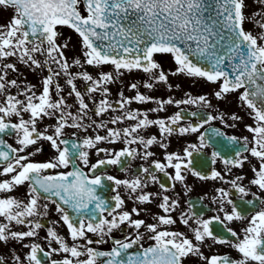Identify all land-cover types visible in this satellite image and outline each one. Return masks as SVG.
<instances>
[{"label": "snow or ice", "instance_id": "snow-or-ice-1", "mask_svg": "<svg viewBox=\"0 0 264 264\" xmlns=\"http://www.w3.org/2000/svg\"><path fill=\"white\" fill-rule=\"evenodd\" d=\"M264 4V0H259ZM83 4L87 15H82L80 6ZM243 0H0V7L11 8L14 16L6 26H0V60L9 57L17 59L33 69H47L49 75L43 79V88L40 95H36L31 87L19 93L26 96V101L17 99L15 95H8L3 104H0V134L7 133L9 130L17 135L19 149L11 148L0 140V146L7 149L0 150V165L2 171L0 176L11 175V179L0 182V193H9L16 186L28 182L30 186L31 198L27 203L8 197L0 198V217L8 223H0V242L14 240L22 242L25 238H32L37 235V229L43 227L39 222L29 220L30 217L41 215L38 211L39 193L47 194L48 198L56 197L60 203L56 204V211L60 213V219L66 225L70 239L73 244L69 246L65 239L57 234L52 228L47 230L49 238V251H44L39 244H25L29 248V253L25 260L28 264H45V260L50 259L52 254H67L59 261H51V264H184L190 256H196L204 264H264V210L256 212L249 221V226L244 228L243 238L240 239L237 232L227 227L233 221L245 218V213L250 207H255L252 200H245L249 195L245 187L240 186L237 181L242 179L237 177L231 181L232 188L240 194V205H234L231 213H225L223 219L219 216L210 219H196V227L192 229V239L187 238L183 233L177 231H161L160 226H171L176 220L170 215L178 205L175 201H169L168 196L162 197V202L158 205L165 215L155 216L156 223L147 224L142 219H133V215L139 216L137 208H132L131 213L123 211L124 199L117 192L112 200L114 206H109L107 200L97 194L98 189L105 187L104 181H109L117 187L123 186L131 194L129 200L138 190L146 187V183L141 177L131 180H118L111 175H96L97 170L103 169L108 165L120 166L121 170L128 162V158L135 159L140 155L147 160L153 156L147 149L153 144L159 143L161 148L167 145L158 141L155 136L145 139L143 136L134 135L139 129H146L150 126H158L161 136L165 138L171 136L175 131L183 135L189 132L195 133L204 124L213 119H220L223 116L214 117L208 115L203 119V123L198 126L188 125L175 129L172 125H177L181 120V113H176L170 118L171 123L167 124L164 120H150L146 114L138 111H128L122 116H115L109 121L99 123L93 121L96 129L105 130L106 135L96 134L94 138H85L82 143L73 140L70 149L67 147L69 141L61 139L66 127L82 129L87 131L92 125L85 126L81 118L87 115L88 105L84 102L80 91L76 90L75 79L81 78L90 86L86 88L89 96L97 92L101 85H107L114 81L112 73H101L99 79H94L86 72L73 74L69 69L73 66L83 67V64L100 67L112 65L115 76L123 75V71L131 72L139 70L149 75L151 83L146 82L144 87L151 90L154 84L167 83V76L160 69V65L153 59L154 54L170 53L177 65L175 72L171 75L184 74L188 77L204 78L209 83L220 84L219 90L214 93L217 100L223 99L225 95L243 89L239 95L240 102L251 110V117L255 126H246V130L252 134V140L245 143L240 149L236 150L237 159H226L224 163L232 167H241L247 157L240 159L243 152L247 151L250 155L260 162L259 170L253 168L255 178L250 181L253 186H257L264 191V22L254 21L259 27L260 32L253 35L243 29L245 16L243 15ZM212 13H215L213 18ZM264 17V13L260 14ZM211 21V23H209ZM219 24L222 29L231 33V43L228 46L230 55L227 57V67L231 71L225 70L221 65L224 64L226 57L215 54L214 38L222 33L215 29ZM58 26H67L73 29L80 37L83 49V64L79 59H75L72 64L67 61L62 49H67L68 43L62 45L57 43L59 36L56 30ZM112 30V31H110ZM123 39L115 42V37ZM142 37H147L144 47L138 45L145 44ZM210 37L213 40L210 42ZM111 38V39H110ZM107 42V44L105 43ZM179 44L184 45L182 48ZM131 45V46H129ZM194 45V47H193ZM44 56L43 62L36 59V55ZM207 62L208 67L198 66L191 57ZM233 60L237 62H233ZM55 65L53 69L51 65ZM17 71L12 63L0 66V96H3L9 87H18L16 80L7 81L8 70ZM123 70V71H122ZM158 71V75L155 74ZM63 75L66 84L70 86L69 95H75L79 112L73 115L65 100L61 97L53 102L50 96V86L53 85L54 78ZM136 84L130 85L131 89H137ZM169 88L171 86L169 85ZM55 90L59 94L62 89L59 84H55ZM28 93H31L30 95ZM106 87L102 90V95H107ZM121 100L116 103L120 109L133 100L139 103H146L150 97L137 92L133 98H124L120 93ZM34 101H39L38 103ZM160 104L159 109L163 110V104H172L173 100L155 101ZM178 104H202L204 107H211L210 101L206 96L176 101ZM112 108L107 100H101L95 108V115L100 117L103 113ZM59 113L57 125L52 134H47L48 129L43 132L37 130V123L44 117H51L54 113ZM22 113H28L30 118L23 119ZM191 115H196L195 113ZM19 117V121L14 124L5 123L4 118ZM139 116L144 118L138 119ZM136 121L132 127L116 130L108 128L109 123L115 125L123 120ZM230 119L233 121L241 119L233 114ZM226 127H235L225 125ZM223 133L213 129L211 138L223 137ZM38 140L50 142L52 148L57 152L54 161L47 163L29 162V155H20L29 146L35 145ZM229 143H238L237 138L227 137ZM117 141L125 145L139 144L144 148L143 153H137L135 148L124 147L120 151L110 152L105 148H100V143L114 144ZM199 148L196 145H188L184 149L183 156L178 154H166V163L153 161L151 168H142L141 171L148 180L159 183L156 175L152 171L162 172L168 179L183 183L185 176L182 170L190 172L193 176L201 180L223 179L218 172L213 171L211 176L201 175L194 170L192 159L194 153L199 149L207 147L204 135L201 134ZM251 143V148L248 144ZM65 145V147H61ZM95 149L97 156L107 153L110 158L97 159L91 164L89 173H85L80 167L76 166L75 161L89 166V153L84 149ZM37 152L40 149L36 150ZM217 152L212 153L213 162L218 157ZM186 161V162H185ZM72 164V171L58 173L55 176L41 175L46 169L68 168ZM166 168L174 169V175L170 176ZM231 169L229 168V171ZM162 189L167 190L163 184ZM116 192V188L112 189ZM222 197H228L227 191L219 190ZM151 195L143 193L135 196V200L140 204L151 203ZM258 199V198H257ZM224 200H221L223 205ZM227 203L233 204L232 200ZM66 206L76 214V219H72L65 210ZM91 206V207H90ZM220 211L224 209L221 206ZM107 213V219L104 213ZM99 213V216L97 214ZM44 215L47 214V205H44ZM85 216L88 220H85ZM189 218L180 217V223L189 226ZM27 225L29 230L23 232L12 231L10 225ZM122 225L136 230L135 238L125 236L124 240L113 241L114 247L110 251H97L89 247L94 241L88 238V233L100 236L95 243H104V237L111 238L114 230L121 229ZM213 225H218L226 229L229 235L236 238V242L219 237L215 234ZM144 228L151 235L149 238L155 243L153 246L144 248L135 255L129 254L128 250L144 238L140 229ZM211 239L215 244H230V246L241 254V259L234 260L229 256L211 255L205 256L201 248L205 241ZM83 241L84 243H77ZM51 242H55L58 247L51 248ZM38 253H43L42 260ZM86 256L81 260L80 257ZM101 258H106L101 260ZM15 264H23L20 257H14ZM0 264H4L0 258Z\"/></svg>", "mask_w": 264, "mask_h": 264}, {"label": "flooded vegetation", "instance_id": "flooded-vegetation-1", "mask_svg": "<svg viewBox=\"0 0 264 264\" xmlns=\"http://www.w3.org/2000/svg\"><path fill=\"white\" fill-rule=\"evenodd\" d=\"M243 15L245 16V22L243 23V29L246 32H251L253 35H257L260 32V29L254 21L264 22V17L260 14L264 13V4L259 3V0H243ZM80 11L82 15H85V12L80 6ZM14 16V10L11 8L0 7V26H6L9 24L11 19ZM59 33L57 38V43L62 45L68 43L67 49H62L64 52L67 61L72 64L75 59H79L83 64V49L81 44L80 37L76 32L67 27V26H58L56 29ZM36 59L43 62L45 59L44 56L39 54L36 55ZM153 59L160 65V69L167 76V83H158L154 84L151 90L144 87L146 82L151 83L149 80V75L139 71L133 70L131 72L123 71V75L116 77L115 70L112 65H103L100 67H93L86 64H83V67L73 66L69 71L73 74L86 72L91 75L94 79H99L101 73H112L114 76V81L107 85H101V88L97 92L92 93L90 96L86 94V88L90 86V82L86 83L83 79L77 78L74 80V84L77 91L81 92L84 102L88 105L87 115L81 118V122L87 126L92 125L91 128H88L87 131L82 129H74L66 127L63 132L61 139L69 141V147L73 140H76L78 143H82L85 138H94L96 134L106 135V129L100 130L96 129L93 121L99 123L101 121H109L115 116H122L125 112L128 111H138L139 113L146 114L147 118L150 120L162 119L167 124H170V118L173 117L176 113H181V120L177 125H172L173 128L178 129L179 127H187L188 125L198 126L203 123V119H206L208 115L214 117L223 116V122L220 119H213L207 124H204L203 127H200L199 130L195 133L189 132L181 135L178 130L175 131L171 136H161L158 126H150L146 129H139L138 133L134 135L143 136L145 139L155 136L158 141L167 145V148H161L159 143L153 144L147 150L153 153V156L149 157L147 160L141 158L140 155H137L135 159L128 158V162L123 165L126 171L121 170L120 166L108 165L101 170L96 171V175H111L118 180H131L136 177H141L146 183V187L142 190H138L136 194L133 195V199L129 200L128 196L131 194L129 191H126L123 186L117 187L115 184L109 181H104L105 187L103 189H98L97 194L108 201L109 206H114L115 202L112 200V197L117 194H120L122 199H124L125 204L123 206V211H128L131 213L132 208H137L140 212L139 216L133 215V219H142L147 224L156 223L154 219L155 216H163L165 213L158 205L162 202L163 196H168L169 201H175L178 207L174 211L170 212V215L173 219L176 220V223L171 226H160L159 230L164 231H177L183 233L187 238L192 239V229L196 227V219H210L215 216H219L223 219L225 213H231L234 205H240L241 201L239 199L240 194L232 188L231 181L236 180L237 177L242 179L238 180L237 183L240 186H243L248 191L249 195L245 196V200H252L255 207H250L243 215L244 219L239 221H233L230 224H227V227H230L237 232L240 239L243 238V229L249 226V221L256 212L264 210V191L260 190L257 186H253L250 181L255 178V174L252 171L253 168L259 170L260 162L252 157L249 152H243L240 159L247 157V160L243 163L241 167H232L231 165H226L224 161L226 159H237L236 150L240 149L245 143L244 138L247 137L248 141L252 140V134L246 130V126H255L250 113L251 110L243 105L239 100V95L243 92V89H239L236 92L229 93L224 96L223 99L217 100L214 93L219 90L218 83H209L204 78L199 77H188L184 74L171 75L170 73L175 72L177 65L173 56L170 53L164 54H154ZM6 63H12L15 65L17 71L13 72L11 69L8 70L6 80H16L18 87H9L7 88L5 94L0 96V104L4 103L5 98L8 95H15L17 99L21 101H26L25 95H20L19 93L23 92L26 87H31L32 91L36 95L42 93L43 88V79L49 75L47 69H33L25 64L21 63L17 57H9L5 60H0V66ZM53 69L56 66L51 65ZM158 71L155 74L158 75ZM261 83H264L261 81ZM55 84H59L62 91L57 94L55 90ZM136 84L137 89H131L130 85ZM169 85L171 88H169ZM108 89L107 95H102L103 88ZM70 86L66 84V78L61 75L54 78L53 85L50 86V96L53 102L57 101L61 97L65 100V103L70 106L66 108L65 111H71L73 115H76L79 112V105L75 95H69ZM139 92L146 97H150L151 100L146 103H139L133 100L130 104L126 105L124 109H120L119 105L116 103L121 100L120 93H123L124 98H133ZM29 95L31 93H28ZM200 96H206L207 100L210 101L211 107H204L202 104H176V101H182L188 99L189 97L195 99ZM168 99L173 100L172 104H163V110L152 111V109H159L160 104H157L155 101H166ZM101 100H107L112 108L103 113L100 117L95 115V108ZM38 103L39 101H34ZM195 113L196 115H191ZM235 114L241 119L233 121L230 117ZM22 117L25 120L30 118L28 113H22ZM59 113H54L51 117H44L39 120L37 123V130L43 132L45 128L48 129L47 134H52L53 129L57 125V119ZM144 118L139 116L138 119ZM19 117H5V123L14 124L19 121ZM136 124V121L123 120L118 122L115 125L109 123L108 128H114L116 130H123L124 128L132 127ZM235 127H226L225 125H233ZM216 129L222 132L223 137H211L212 130ZM201 134L204 135L207 147L199 149L198 152L194 153L192 159L194 161L193 167L194 170L199 172L204 176H211L213 171L218 172L220 177L223 179H207L201 180L197 176H193L190 172L182 170V174L185 176L183 183L177 182L174 180L168 179L162 172H156L155 169H152L156 175L159 183L152 182L147 179L145 174L142 173V168H151L153 161H159L161 163H166L164 157L166 154H178L183 156L184 149L188 145H196L199 148ZM227 137L237 138L238 143H229ZM0 140H3L6 145L11 148L19 149L20 145L17 144V135L15 132L9 130L7 133L0 134ZM131 147L137 150V153H143L144 148L139 144L125 145L121 141H117L114 144L109 143H100L98 147L105 148L110 152L120 151L124 147ZM251 143L248 144V147L251 148ZM65 147V145H61ZM40 149L39 152L36 150ZM0 150H7L0 146ZM71 150V149H70ZM89 153V166L86 167L79 160L75 161L76 166L80 167L85 173H89V167L91 164L97 162V159H107L110 158L107 153H102L98 157L95 149H84ZM217 152L219 155L213 162L212 153ZM32 155L29 156V162L32 163H47L54 161L57 156V152L52 148L50 142L45 140H38L35 145L29 146L23 153L20 155ZM186 162V161H185ZM72 164H69L68 168H57V169H46L41 175H52L55 176L58 173H66L72 171ZM229 168L231 169L229 171ZM0 171H2V165H0ZM165 171L169 173L170 176L174 175V169L166 168ZM11 175L0 176V182L3 180L11 179ZM89 175H91L89 173ZM161 184L165 186L166 191L161 188ZM116 188V192H113L112 189ZM219 190L227 191L229 193L228 197H222V194ZM143 193H149L151 195V203L140 204L135 200V196L141 195ZM40 199H38V211L41 215L36 217H30L29 220L39 222L43 225L42 228L37 229V235L32 238H25L22 242H17L14 240H8L7 242H0V258L3 259L4 264H15L14 257H20L23 264H28L25 260L26 255L29 253V248H25L23 245H31L33 243L39 244L44 251H49V238H47V230L52 228L57 234L65 239V242L71 246L73 241L70 239L66 225L63 224V221L60 219V213L56 211V203H60L58 198L51 197L48 198L47 194L39 193ZM14 198L23 203H27L31 198L30 195V186L28 182H25L23 185L16 186L9 193H0V198ZM258 198V199H257ZM224 200L223 205H221V200ZM228 200H232L233 204L227 203ZM44 205H47V214L44 215ZM223 207L224 211L221 212L220 208ZM65 210L69 213L72 219H76V214L72 212L71 209H68L66 206ZM91 207V206H90ZM189 218V226H185L180 223V217ZM99 216V213L97 214ZM105 218L111 219L107 216V213H104ZM85 220H88V217L85 216ZM0 223H8L2 217H0ZM12 231L23 232L28 231L29 228L27 225H15L12 223L10 225ZM215 234L219 237L228 239L230 242H236V238H233L229 235L226 229H222L218 225H213ZM140 232L143 234L144 238L133 246L132 249L128 250L129 254L135 255L144 248H148L154 245V241L149 238L151 235L147 233L144 228L140 229ZM136 230L133 228L127 227V225H122L121 229L114 230L111 233V238L108 236L104 237V243L97 244L96 240L100 239V236L88 233V238L94 242L89 247L96 249L97 251H110L114 247L113 241L115 240H124L125 236H129L132 239L135 238ZM77 243H84L83 241H77ZM58 245L55 242H51V248H57ZM205 256L211 255H221L229 256L231 259L239 260L241 259V254L233 249L230 244H215L211 239L205 241V244L201 248ZM67 254H52L50 259L45 260V264H51V261H59L63 259ZM38 256L42 260L43 253H38ZM86 256L80 257L81 260L86 259ZM106 258H101V260ZM184 264H204V261H201L196 256H190L184 261Z\"/></svg>", "mask_w": 264, "mask_h": 264}, {"label": "water", "instance_id": "water-1", "mask_svg": "<svg viewBox=\"0 0 264 264\" xmlns=\"http://www.w3.org/2000/svg\"><path fill=\"white\" fill-rule=\"evenodd\" d=\"M212 16H213V18H215V13H212ZM209 23H211V21H209ZM214 30L222 33V37H221V35H217L214 38V42H215V49H214V51H215V54L216 55H224L226 57L225 62H224V64L221 65V67L222 68H225V70H227V71H231V69L227 67V64H228L227 57L230 55V53L228 52V46L231 43V40H230L231 33L228 32L226 29H222L219 24H217L215 26V29ZM110 31H112V30H110ZM122 39H123L122 37L117 36V37H115V42H119ZM142 39L145 40V44L138 45L139 47L146 46L147 37H142ZM209 39H210V42L213 40L212 37H210ZM105 43L107 44V42H105ZM129 46H131V45H129ZM178 46H180L182 48L185 47L184 45L179 44V42H178ZM193 47H194V45H193ZM191 58L193 59V61L195 63H197L198 66H202V67H205V68L208 67L207 62H205V61L197 58L196 56H193ZM233 62L235 63L237 61L233 60Z\"/></svg>", "mask_w": 264, "mask_h": 264}]
</instances>
